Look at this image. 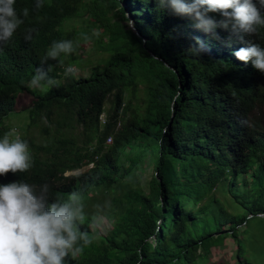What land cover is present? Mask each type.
<instances>
[{"label": "trees", "instance_id": "1", "mask_svg": "<svg viewBox=\"0 0 264 264\" xmlns=\"http://www.w3.org/2000/svg\"><path fill=\"white\" fill-rule=\"evenodd\" d=\"M259 214L264 0H0V264H262Z\"/></svg>", "mask_w": 264, "mask_h": 264}, {"label": "rangeland", "instance_id": "2", "mask_svg": "<svg viewBox=\"0 0 264 264\" xmlns=\"http://www.w3.org/2000/svg\"><path fill=\"white\" fill-rule=\"evenodd\" d=\"M98 4V9L99 8V2ZM110 14V13H108ZM101 17V15H100ZM69 23H73L75 26L82 25L81 20L78 18H73L69 21ZM122 23L128 24V22L123 21ZM95 30V29H94ZM96 31V30H95ZM89 48L88 45L85 46L84 52L87 51ZM85 54V53H83ZM85 56V55H84ZM68 70H70V67H68ZM86 71V70H85ZM75 73L77 75L81 74L82 71L81 69L76 68ZM142 86V85H140ZM143 99V92L140 90L138 92V102H142ZM29 100V97L25 94L19 95L17 99V104H23ZM28 121V114L27 110L21 111V112H14V113H9L8 115V123L10 125H13L11 127L12 132H18L20 129L27 123ZM148 173L152 171V166L149 165L148 167ZM75 171L72 172H67L66 174L74 173ZM144 174L145 176H148L147 174ZM213 194L215 198L219 201L220 204L227 206V208L230 211H234V213L237 212V210H232L229 207L231 206V194L227 191H223L220 189V186H218L214 191ZM202 202V201H201ZM200 202V203H201ZM253 224L252 226V231L254 235L250 237L248 241V253L252 254L253 252L257 253V256L261 259L262 264H264V255L260 252V250L264 249V227L261 225L257 220H252ZM92 227L96 229L98 233L104 234L109 230L110 228V222L101 216H98L95 218ZM235 252H236V242L232 238H227L224 240L223 244L220 246H215L212 247L211 252L209 254V261L208 262H217V263H224V264H235Z\"/></svg>", "mask_w": 264, "mask_h": 264}, {"label": "water", "instance_id": "3", "mask_svg": "<svg viewBox=\"0 0 264 264\" xmlns=\"http://www.w3.org/2000/svg\"><path fill=\"white\" fill-rule=\"evenodd\" d=\"M126 16H127V18H128V25L133 29V31L137 34V35H139V33H138V31L135 29V27H134V25H133V20H132V18H131V16H130V14L128 13V12H126ZM259 215H264V214H259Z\"/></svg>", "mask_w": 264, "mask_h": 264}, {"label": "built area", "instance_id": "4", "mask_svg": "<svg viewBox=\"0 0 264 264\" xmlns=\"http://www.w3.org/2000/svg\"><path fill=\"white\" fill-rule=\"evenodd\" d=\"M107 141H109V139H107Z\"/></svg>", "mask_w": 264, "mask_h": 264}, {"label": "clouds", "instance_id": "5", "mask_svg": "<svg viewBox=\"0 0 264 264\" xmlns=\"http://www.w3.org/2000/svg\"><path fill=\"white\" fill-rule=\"evenodd\" d=\"M152 236H154V235H152Z\"/></svg>", "mask_w": 264, "mask_h": 264}]
</instances>
